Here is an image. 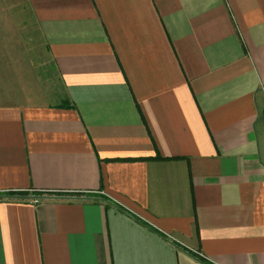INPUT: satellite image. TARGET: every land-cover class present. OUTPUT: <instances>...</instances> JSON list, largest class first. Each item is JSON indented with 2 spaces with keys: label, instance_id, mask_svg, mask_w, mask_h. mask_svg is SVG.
Returning <instances> with one entry per match:
<instances>
[{
  "label": "crops",
  "instance_id": "obj_1",
  "mask_svg": "<svg viewBox=\"0 0 264 264\" xmlns=\"http://www.w3.org/2000/svg\"><path fill=\"white\" fill-rule=\"evenodd\" d=\"M26 5L61 95L0 98V264H264V0Z\"/></svg>",
  "mask_w": 264,
  "mask_h": 264
},
{
  "label": "rangeland",
  "instance_id": "obj_2",
  "mask_svg": "<svg viewBox=\"0 0 264 264\" xmlns=\"http://www.w3.org/2000/svg\"><path fill=\"white\" fill-rule=\"evenodd\" d=\"M0 2L10 7L8 21L0 23V35L6 41L0 44V80L8 76L4 87H0V98L22 101L41 93L58 102L59 79L26 0Z\"/></svg>",
  "mask_w": 264,
  "mask_h": 264
},
{
  "label": "trees",
  "instance_id": "obj_3",
  "mask_svg": "<svg viewBox=\"0 0 264 264\" xmlns=\"http://www.w3.org/2000/svg\"><path fill=\"white\" fill-rule=\"evenodd\" d=\"M68 107H70V106H68ZM204 261H205V260H204ZM204 261H203V262H204ZM204 263H206V262H204ZM207 264H208V263H207Z\"/></svg>",
  "mask_w": 264,
  "mask_h": 264
},
{
  "label": "built area",
  "instance_id": "obj_4",
  "mask_svg": "<svg viewBox=\"0 0 264 264\" xmlns=\"http://www.w3.org/2000/svg\"><path fill=\"white\" fill-rule=\"evenodd\" d=\"M200 257H202V255H199Z\"/></svg>",
  "mask_w": 264,
  "mask_h": 264
}]
</instances>
